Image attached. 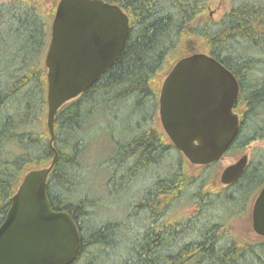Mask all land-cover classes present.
<instances>
[{"label":"trees","instance_id":"trees-1","mask_svg":"<svg viewBox=\"0 0 264 264\" xmlns=\"http://www.w3.org/2000/svg\"><path fill=\"white\" fill-rule=\"evenodd\" d=\"M103 1L128 17L125 46L57 111L52 144L44 63L50 22L32 0L0 1V223L25 173L48 166L56 153L46 192L51 208L78 225L71 264H264V238L248 241L228 228L264 185V145L251 148L229 185L215 178L219 162L194 173L161 127V84L153 85L169 55L190 43L238 81L239 129L227 152L264 141V0H231L217 21L206 13L208 0ZM100 128L111 151L95 194L84 156ZM184 207L192 211L181 213Z\"/></svg>","mask_w":264,"mask_h":264},{"label":"water","instance_id":"water-1","mask_svg":"<svg viewBox=\"0 0 264 264\" xmlns=\"http://www.w3.org/2000/svg\"><path fill=\"white\" fill-rule=\"evenodd\" d=\"M129 30L128 17L103 0H58L45 53L46 127L50 144L54 118L113 66ZM239 96L235 75L215 57L193 51L179 58L164 77L158 117L171 143L189 164L204 166L224 158L239 129L234 111ZM56 153L46 167L23 176L0 223V264H71L80 249L79 228L66 211L51 208L46 183ZM248 154L220 173L222 185L235 181ZM252 228L264 237V185L251 208Z\"/></svg>","mask_w":264,"mask_h":264},{"label":"rangeland","instance_id":"rangeland-1","mask_svg":"<svg viewBox=\"0 0 264 264\" xmlns=\"http://www.w3.org/2000/svg\"><path fill=\"white\" fill-rule=\"evenodd\" d=\"M3 2H7L9 0H0ZM34 3L37 4L39 10L43 12V15L46 17V19L51 23V20L53 18V15H51L52 11H55V7L58 0H32ZM231 6V0H208L207 2V9L206 13L215 21L219 20L230 8ZM182 44L176 53H172L168 57L169 65L166 66L165 70L167 71L164 73V71H160L158 74H156L155 78L153 79V85H156L157 87L162 83L163 78L165 77L166 73L171 68L172 62L179 56L186 54L187 52L194 51V48H191V44ZM194 49V50H193ZM159 118V117H158ZM108 120V119H107ZM97 136H95L94 140L91 139L89 142V146L87 147L84 161L90 165V172L88 175L89 183L93 181V193L95 194H102L101 192V182L103 173L100 170L101 161L105 158L107 154L110 153L111 147L109 146V143L107 142V138L105 137L104 131L102 129L96 130ZM264 141L260 142H254L249 146V148H246L242 152L233 153V152H226L224 155V158L222 160H219L218 165L216 166L215 171V178L218 181L220 185H222L219 181V176L221 171L224 167L236 162L243 154H250V150L252 147L256 146H263ZM201 166H191V170L194 173H197L199 168ZM255 198V197H254ZM250 202V206L248 207V210L244 213V215H240L239 217H235L229 222V230L236 236L241 237V239H245L248 241H258L264 237H261L257 235L253 228H252V220H251V208L253 200ZM110 207L106 208V214H110L109 212L113 211V207L111 209H108ZM115 212L117 214H122V207L121 209H117ZM190 212L192 211L191 207H184L181 210L182 212ZM114 213V214H115ZM113 214V215H114Z\"/></svg>","mask_w":264,"mask_h":264}]
</instances>
